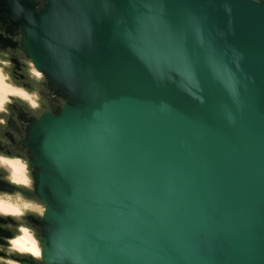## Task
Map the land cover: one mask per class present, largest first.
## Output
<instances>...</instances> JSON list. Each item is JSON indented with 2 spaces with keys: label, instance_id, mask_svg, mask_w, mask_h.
I'll return each mask as SVG.
<instances>
[{
  "label": "water",
  "instance_id": "obj_1",
  "mask_svg": "<svg viewBox=\"0 0 264 264\" xmlns=\"http://www.w3.org/2000/svg\"><path fill=\"white\" fill-rule=\"evenodd\" d=\"M0 11L68 101L30 121L47 264H264V1Z\"/></svg>",
  "mask_w": 264,
  "mask_h": 264
},
{
  "label": "flooded vegetation",
  "instance_id": "obj_2",
  "mask_svg": "<svg viewBox=\"0 0 264 264\" xmlns=\"http://www.w3.org/2000/svg\"><path fill=\"white\" fill-rule=\"evenodd\" d=\"M29 1L35 3L37 9L42 7L46 2V0ZM22 47L27 51L25 45V32L22 25L14 22L7 14L0 11V59H9V63L13 65L8 71V73H11L13 84L18 87H23L28 91H37V88L29 84L26 75H24L25 69L23 64L19 61V59H23L20 54ZM28 72L30 71L28 70ZM51 87L50 100L52 106L48 111L59 113L63 105L68 101L52 84ZM11 107L16 113L15 126L13 127L10 124L11 126L9 125L6 129H3V125L0 124V154L20 157L25 156L26 153L31 155V150L28 146L30 121L36 119V117L32 116L30 111L19 102L13 103ZM6 176L7 174L3 170H0V192L21 191L24 195L32 197L30 194H26L28 192L27 189L17 188L16 186L10 189V187L14 185L7 181ZM1 217L5 219V222L0 221V229L13 235L12 229L9 228L7 224V218L4 216H0V218ZM34 217L35 215L30 217V220ZM8 220L12 223H16L14 219L9 218ZM0 239L6 243L10 240V237L0 236Z\"/></svg>",
  "mask_w": 264,
  "mask_h": 264
},
{
  "label": "clouds",
  "instance_id": "obj_3",
  "mask_svg": "<svg viewBox=\"0 0 264 264\" xmlns=\"http://www.w3.org/2000/svg\"><path fill=\"white\" fill-rule=\"evenodd\" d=\"M0 65L6 67L8 62L0 61ZM30 75L38 80L43 78V74L37 71L34 66H31ZM10 79V76L5 74L4 67H0V113L7 112L6 105L13 103L12 97L25 102L33 110L38 109L40 107L38 92H29L23 87H18L11 83ZM3 123L5 121L0 119V124ZM0 170L7 174L6 179L10 184L17 188L33 190L34 181L31 176L30 164L26 159L20 156L0 154ZM45 211L44 205L26 199L21 191L0 192V216L19 219L27 213H35L43 218ZM18 232L19 235L9 241L10 250L28 252L39 258L41 256L38 247L39 241L36 240L32 230L20 223ZM8 264H15V262L9 261Z\"/></svg>",
  "mask_w": 264,
  "mask_h": 264
},
{
  "label": "rangeland",
  "instance_id": "obj_4",
  "mask_svg": "<svg viewBox=\"0 0 264 264\" xmlns=\"http://www.w3.org/2000/svg\"><path fill=\"white\" fill-rule=\"evenodd\" d=\"M27 52L28 51H26L23 47L21 48L20 54L22 55L23 59H19V61H20V63L23 64V67L25 69L24 75H26L29 84L34 86L35 88H37L36 92H38V94H39L40 107L38 109L33 110L25 102L20 101L14 97H12L11 99H13V103L19 102L20 104L24 105L30 111L32 116L38 118L42 113H44V111L46 112V111L51 109L52 104H51V100H50V92L52 91V87L50 84V80L48 79L45 72L39 71L35 67L29 53H27ZM0 61H7L8 62V66L5 67L4 65H0V67H4V72L8 76H10V78H11L10 82L12 83L11 73H8V71L13 65L11 63H9V61H10L9 59H0ZM31 66H34L37 69V71H39L40 73L43 74L42 79L38 80L35 77L30 75V72H28V70L31 71ZM29 92H33V91H29ZM12 104L6 105V107L8 109L7 112L0 113V119L5 121V123L2 124L3 129H6L7 126H9L10 124L13 127L15 126V120H16L15 114L16 113L14 112V110L11 107ZM22 158L26 159L29 162V164L32 160L31 155L28 153H26L25 156H23ZM30 171H31V176H32L33 181H34V185H33V190L27 189L28 192L26 194H30L32 197H28L27 195H24V196L26 199L33 200L36 203L44 205V207H45L46 204L42 200V198L40 197V195L38 194V191H37L38 181L36 178V168L33 167L31 164H30ZM3 192H8V191H3ZM8 193H13V192H8ZM32 215H35L36 217H40L38 214H35V213H27L24 217L19 218V219H16V218L9 216V217H6L7 221H8L7 224L9 226V228H11L13 233H14L13 237L19 235L18 225L20 223H23L25 226L30 228L32 230V233L34 234L36 240L39 241V244H38L39 250L42 251V246L44 243V232L42 229H39L35 224H33L30 221V216H32ZM9 218L14 219L16 221V223L10 222V220H8ZM13 237H11V238H13ZM9 241H7L5 244H0V264H8L9 261H13V262H15V264H32V263L27 262V261H21L17 257L33 259L35 261V264H43V263L47 264L43 260L42 255L39 258H36V257H34L33 254L28 253V252L22 253L18 250H10Z\"/></svg>",
  "mask_w": 264,
  "mask_h": 264
},
{
  "label": "bare ground",
  "instance_id": "obj_5",
  "mask_svg": "<svg viewBox=\"0 0 264 264\" xmlns=\"http://www.w3.org/2000/svg\"><path fill=\"white\" fill-rule=\"evenodd\" d=\"M41 252V255L43 256V249H42V251H40Z\"/></svg>",
  "mask_w": 264,
  "mask_h": 264
},
{
  "label": "snow or ice",
  "instance_id": "obj_6",
  "mask_svg": "<svg viewBox=\"0 0 264 264\" xmlns=\"http://www.w3.org/2000/svg\"><path fill=\"white\" fill-rule=\"evenodd\" d=\"M31 251V250H30Z\"/></svg>",
  "mask_w": 264,
  "mask_h": 264
}]
</instances>
